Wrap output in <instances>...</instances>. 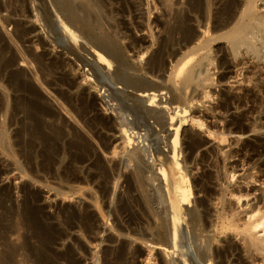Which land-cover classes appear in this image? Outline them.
<instances>
[{"label":"rangeland","instance_id":"obj_1","mask_svg":"<svg viewBox=\"0 0 264 264\" xmlns=\"http://www.w3.org/2000/svg\"><path fill=\"white\" fill-rule=\"evenodd\" d=\"M80 1L84 2V0H76L74 2V4L75 3L81 4L82 2H80ZM97 1L99 3V6L102 8L101 11L104 12V14H105L104 15L105 19L103 18L102 23H101L103 31H105V32L107 31L108 33L113 32L116 34V36H117L116 39H117L119 46L121 48H124L123 52L125 53L124 54L125 58L127 60H129L128 61L129 63H132L134 65L136 64L135 62L137 61L136 58L140 55L138 50L142 51L140 53H143V51H145L144 49L150 48L149 51H152L156 48V43H157L156 40L159 37H162L163 35H165L164 32L162 33V30H163L162 24L165 23V21H166V23L171 21V15H172L173 11L176 9V8L175 9L173 8V5L171 6L170 3H166V1H164V0H159L160 2L158 0H97ZM172 1H179L178 7L183 8L182 3H184L185 0H172ZM223 1H224V3H223ZM250 1L251 0H247V1L246 0H235L237 9L234 10V12L237 13L236 14L237 17H239V15L242 12H244V8L246 9L249 6V3H251ZM254 1H255L254 4L251 5L252 7H250L248 9V15H250V17L252 15L254 17H263V19H264V0H254ZM48 2H49V0H0V11H1L0 12V21H1L0 22V48L1 47L7 48L6 52H5V57H7V59L10 58L11 54H14V53L16 55V58L18 59V61L15 62V64H14L15 67L13 69H12V67H9L8 69L6 68L7 71L5 69H4L5 70L4 71L3 69L0 68V77H1L0 78L1 79L0 85H2L3 81H4L3 85L5 83L4 86L0 87V94L2 93V95H0V104H1V100H2V102H3L2 104H4V102H5L4 105H6V108H7L6 117L0 116V134H1L0 135V141H2V143H3V144L0 143V255L2 254V256H0V260L5 258L4 259L5 261L1 260V261H3V263L5 262L4 264L9 263L10 261H11L10 264H12L13 262H14L13 264H15V263L16 264H42V263L43 264H52V263L53 264H91V263L92 264H141V263L142 264H154V262H155V264H161L163 261L166 260L165 256H163V254L160 251L153 250V248H152L153 246H151L149 243H147L146 239L151 240V238H154L153 237V235H155L154 233L157 232V230H156V232H155V230H152V228L153 229H156V228H155V221L153 220V216H151V214H150L151 210H155V209L156 210L157 209L162 210L164 205L157 204L158 200L155 197H153L152 195H151V197H149L148 205L146 204V201L144 200L142 192H141V188L132 179L133 178L132 176L134 173L133 170H136V168H138V165H140V164H137L139 162H137V163L134 162V161H137L136 159H134V161H132L133 164L132 163L130 164L129 159L126 158V157H128V155H127L128 150L133 151V149L138 148V141L139 140L135 139L136 137L132 139L133 140L132 146L134 145V147H136V148H134V147L130 148V147H132L131 145L130 146L126 145V148H127L126 151L127 152L125 150H122L125 147V146H123V145H125V142H124L125 138H123L124 139L123 140L122 136L123 137H125V136L123 135V133L121 132L119 127H117V126H119V120H117L118 114H116L115 112L114 113L111 112L110 107L108 106L110 103H104L105 101L102 102L103 100H106V98H103V100H102L101 98L104 97V95H102V90H100L99 88H95V84H97L95 81L91 82L90 80H88L90 72L86 71L87 67L79 66L78 63L75 61V59H72V58H74L73 55H71L69 52H67L65 49H63L62 48L63 46L61 44L60 45L56 44V42H55L56 39L54 40L55 36L51 35V32L50 33L47 32V30L43 27L40 19L43 18L42 13L46 8L45 6L48 5L50 7V5H49L50 2L49 3ZM207 2H208L207 3L208 6L205 5V7L207 6L208 9L205 8L206 9L205 11L208 14V17H207L208 20L212 24L214 19H215L214 18L215 13L218 10L221 11L222 9H225L227 3L225 2V0H208ZM217 3H219V4H217ZM221 3H223L224 5ZM215 4L217 7L218 6H221V7L217 8L215 6ZM222 5H223V7H222ZM49 7H48V9L51 12V8H49ZM154 8H157V9H154ZM214 8H215V10H214ZM170 9H171V11H170ZM34 11H35V13H34ZM238 12H239V14H238ZM251 13H252V15H251ZM25 14H26V16H25ZM37 14H40V15L38 16ZM35 15H37V18H35L36 17ZM210 18H211V20H210ZM87 22H89V21H87ZM242 22H243V20L240 23H242ZM123 23L127 24V26L129 27V33L131 34V36H133L134 39L136 38L135 40L138 39L137 41H140V40L144 41L143 45L141 46L140 49H139L140 46L138 47L137 43L134 44L135 45V46H133L134 48L131 47L129 49H127V48L125 49V47H126L125 44L127 45V47L130 46L131 39H129V37L127 36V33L125 34V30H124V26H123L125 24H123ZM88 24L90 25V22ZM211 24L209 23V25H211ZM139 25H140V27H139ZM41 28L44 30H42ZM21 31H24V34ZM134 34H135V36H134ZM95 35H100V34L96 33ZM122 37H124V38H122ZM10 41H12V42H10ZM263 41H264V39H263ZM53 42H54V44H52ZM227 44L228 43L226 42V40L225 41L220 40V41L213 43L212 53L209 54L210 59L213 60L212 61L213 66L212 65L209 66L206 63V65L204 67V75L208 76L209 79L205 81V85H204V82H202V87H198L199 89H196L197 87L192 86V87H190V89L188 88L187 91H184V97H185L186 101L184 100L182 105H178L177 106L178 109L175 110V112L178 114L177 120H179V117L183 116V114H184L183 110L185 108V110L187 109L186 113L189 111V113H187V114L185 113L186 116L190 117V115H191V117L193 116L194 118L199 117L198 119H200V118L203 119V122L205 125L204 127H201V128L200 127H197V128L191 127L189 124L186 126L180 127V131H179L180 134H179V139H178L179 145L177 147V149H179L178 159L180 162V167H182L181 171H183V173L187 176L188 182H189L191 188L193 189L192 190L193 206L191 205L190 209L194 208V201L195 200H198V199L202 200L204 198L203 189H200V186H199V188H198V186H196L198 188V190H197V188L194 187V185H195L194 182H195V180L200 179L203 173H208L212 176V179L210 180L211 183L210 182L208 184L205 183V185H207L208 188H210L214 193H216L215 196L213 195L212 198L210 199L212 201H210V202L208 201L209 204L207 203L209 206H211L210 208H213V209H215V208L220 209L221 208V203H219L217 201V199L220 195L219 193H221L220 197H224L222 199L225 203V206H227V207L229 206L230 208H228V209H231L234 213L236 212L235 213L236 218H239L241 220L243 219V221H245L246 220L245 218H248V216H249L248 212L252 210L251 206L254 207L255 210L257 209V207L261 206V208H262L261 212L264 213V53H263L264 49H262V54H261L262 56L259 60L253 59V57L251 55H249V54L247 55L243 51H242V53H240V55H238V57L235 61L234 60L231 61L233 58L228 57V60L230 59V61L233 63H231L230 69L228 71H223L217 65H218V62L220 61V59L222 58L223 53L227 54L226 53L227 52L226 50L228 48ZM136 48H137V50H136ZM134 49L136 50V53H135ZM8 50H9V52H8ZM79 52H81V50H79ZM137 52H138V54H137ZM220 52H222V53H220ZM20 53H22V54H20ZM81 54L83 56L86 55L85 52H81ZM135 54L137 55V57ZM148 56H149V52H148V54H145L143 58H145V60H146V58ZM29 58H30V60H29ZM20 59H22V60H20ZM19 60H20V62H19ZM145 60L143 59L142 65H143ZM21 61H23V62H21ZM60 61L65 62L67 64V67L59 68L60 67L59 66ZM237 62H238V66L235 67L234 65H236ZM32 63H33V65H32ZM73 64H74V66H73ZM28 65H29V67H28ZM30 66H32L33 68ZM167 68L168 69H167L166 73L164 74L162 79H159V80H161L159 82L156 81L158 79L155 80L154 78H152L148 75L138 74V73H135L134 71H126V72H130V73H128V75L130 74L131 76L136 75L133 77H140L142 79L144 78L143 80H145V81L147 80L146 82L150 81V83L153 82V84L161 85L167 91H169V89H170L171 91L168 94H166V98H164L166 100H169L168 98H171L172 97L171 95H173L172 93H174L176 90H174L175 88L171 85L170 82H168V73L170 70L169 64H168ZM1 70H3V71H1ZM13 70L14 71L17 70L15 72L22 71L24 73L25 77H22L21 81L22 80H23L22 82L25 81V83H27V86L25 85L24 87H22V89L16 88L17 90L15 88H12L13 91L11 92L10 91L11 86L9 85V83H10V74L12 72L15 73ZM218 70H220V71H218ZM7 74H8V76H7ZM86 76H88L87 81H86ZM223 76H226L228 79L226 78L227 80L226 79L222 80ZM35 77H37V78H35ZM72 77H73V79H72ZM245 77H246V79H245ZM38 78L40 79V82L38 81ZM43 78H45L44 81H43ZM82 78H84V79H82ZM52 79L54 81H57V82H54ZM62 79L64 80V84H66V85H63ZM203 79H204V77H201L200 81ZM5 80H7V81H5ZM45 80H47V81H45ZM49 80L53 81V82H50L51 83L50 84ZM44 82L49 83L51 85V86L49 85L51 88L48 85H47V87L49 89L45 85L42 86L41 84ZM68 82H71V83L68 84ZM161 82H163V83H161ZM257 82H258V84H257ZM7 84L10 87H8ZM28 84H30V85H28ZM75 84H78V86H75ZM44 86L46 87V89ZM27 87L29 88V90ZM7 88L9 89L8 90L9 92L7 91ZM52 88H54V89H52ZM77 88L81 89V90L78 89L79 92H82V93H84V92L88 93L89 92L88 93L89 94L88 99L90 101H93L96 104L97 110L95 112H97L96 114L99 115V116L97 115L98 121L103 122V124L105 122L107 124H109V126L112 128L111 130H108V128L107 129L103 128L102 126H98L97 129L94 127L95 128L94 130H89L90 128L79 124V122L77 123L76 117H73L74 116L73 109H74V106L77 105V103L75 104V102L71 101L70 103L68 102L69 104H67L66 98L63 97V94H68V92H69L70 96L73 97L74 95H76ZM47 90H49V91L47 92ZM75 90H76V92H75ZM71 91H73V92L71 93ZM49 92H51V93H49ZM45 93H47V94H45ZM185 93H186V95H185ZM208 93H209V95H208ZM248 93H252V94L254 93V94L258 95L257 96L258 98H256V100H254V102H253V100H247V99L243 98L241 100L242 102L241 101L238 103L235 102L234 104L231 103L230 106L228 107V109H226L227 111L222 110L221 106L224 103V100L226 97H228V96H230V97H235V96L242 97L243 94H248ZM51 94H53V95H51ZM72 94H74V95H72ZM5 96L7 97V99L5 98ZM33 96L39 97V98L43 97L44 99L41 98V101H43V100L45 101V99H46V100H49L50 102H52V104L54 102L53 105H56L57 109L59 110V114H60L59 116L60 117L54 116L55 118H53V116H52V118H51L48 116L51 119H45L47 117H43V121L46 120V122L43 125L44 126L43 129H41L42 136H47V135H48V137L50 136L51 138L49 141L44 140V139L42 140V137L40 135H38L37 132H34V130L32 128L31 119L27 115H25L27 112L25 109L14 108L20 99H24L26 97L27 98H33ZM2 98H4V101ZM14 99H16L17 102H15ZM64 99H65V102H64ZM60 101H61V103H60ZM58 104L60 106H58ZM62 105H65L64 107L65 108L68 107V108L65 110V108H63ZM12 109H15V111ZM60 109L62 110V112ZM51 111H53L52 114L54 112H55L54 114L57 113V111H55L54 108ZM68 111H69V113H68ZM71 111H72V113H71ZM11 112H13V114L15 113L16 115L14 114L15 116H13L11 114ZM63 112H64V114H63ZM65 112H67V113H65ZM70 113L73 114V116ZM88 113L89 112L86 113L87 118H91L93 116L92 114H94V113H89V114ZM179 113H180V115H179ZM0 115H2V114L0 113ZM11 115H12L13 119L11 118ZM56 118L57 119L59 118V119L56 120ZM60 118H62V119L60 120ZM87 118H85L84 120H86ZM148 121H151L148 124H150V127H152L153 132L141 131L144 129L143 127L140 130L136 129V132L140 131V133L146 132L148 134L147 135L148 141H146V143L148 142L147 143L148 147H149L148 152H151V153H148L150 156L149 158H151L154 155L155 159L157 160V164L159 165L161 162L163 164H166V168H167L168 172H170L168 169V165H167V158H166L167 154L163 150L164 147H162L164 141L168 140L169 137L167 139V136L165 135V133L158 131L159 127H157L156 124L153 123V120H148ZM237 121L241 122V125H242L241 130L244 128L243 131H239L237 129V126H236ZM75 122H76V124H75ZM46 123H47L48 127L45 126ZM177 124L179 125V122ZM53 125H54V127H53ZM234 125H235V127H234ZM28 127H30V128H28ZM206 127L208 129H211V130L213 129L212 131L223 132L224 135H226L225 138H227L226 139L227 141H225L226 143L219 145L217 141H213V139H212L213 137L208 135V133H207L208 131H206L207 130ZM221 127H223V128H221ZM252 127H254V128L252 129ZM31 128H32V131H31ZM57 128H58V132H57ZM165 129L169 130L168 123H167ZM219 129H221V130H219ZM230 129L233 130V132ZM51 130H56V131L53 132ZM60 130H61V133H60ZM95 130H96V133L94 132L95 133L94 134L93 131H95ZM1 132H3V133H1ZM108 132H109V134H108ZM56 133H57V135H56ZM76 133L79 135L84 134L83 135L85 137L84 140H86L85 142L88 141V144L90 147L88 153H85L87 156L84 154L86 157H85V161L83 164L78 163V157L80 156V154H78L80 151V150H78L79 149L78 145L82 142L80 140H78V137H77L78 135ZM155 133H156V135H155ZM31 134H32V136H31ZM150 134H151V136H153V138L150 136V139H149ZM93 135H95V136H93ZM157 135L159 136V138H161V140L158 138ZM192 135H193V137H195V139L197 138V140H200V142H202L201 143L202 145H201V147H199V149L194 150L192 152V154H190V151L186 147H187V144L189 142V138ZM56 136H58V137H56ZM83 136H81V138ZM53 137H54V139H53ZM164 137H165V139H164ZM240 137H241V139H240ZM57 138L59 139V141L57 140ZM115 138H116V141H115ZM157 138L159 139V141L157 140ZM199 138H201V139H199ZM2 139H4V140H2ZM55 139H56V141H55ZM109 139H111L113 142L110 140L111 145L108 146L106 148L107 149L106 150L103 146L105 145V141L107 142ZM51 140H52V142H51ZM77 140L79 142H76ZM27 141H30L29 143H31V144H28V145H30V147H27ZM42 141L43 142L46 141L48 143L45 142L43 145ZM4 142H5V144H4ZM153 142H155V143H153ZM159 142H161V143H159ZM36 143H38V144H36ZM51 143H53V144L50 145ZM158 143L161 145H159ZM180 143H182V144H180ZM207 143H208V145L206 146ZM14 144H15V146H14ZM41 144H42V146H41ZM135 144H137V145H135ZM2 145H4V146H2ZM32 145H33V147H32ZM47 145H48V147H47ZM13 146H14V148H13ZM54 146L56 148H54ZM113 146L114 147L118 146L116 149V152H119L118 154L115 155L114 158H112L111 157L112 155H110L112 153L111 151H113L112 150ZM150 147L152 148V151H151ZM27 148H29V149H27ZM57 148H59V149H57ZM208 148H210V150H212L213 152H211L212 154L209 152L206 153L207 155H206L205 159L203 160V158L200 155L205 153ZM52 149L54 151H52ZM120 149L122 151H124L125 154H123ZM33 150L37 154L32 153ZM12 151H14V153ZM153 151H155V152H153ZM157 151H159V153ZM162 151H163V153H162ZM48 152L50 154H48ZM18 153L20 154V156ZM32 154H34V156ZM40 154H41V156H40ZM45 154H46V156H45ZM52 154H53V156H52ZM108 154L110 155V157L108 156ZM22 155H23V157H22ZM36 155L38 156L37 157L38 159L36 158ZM17 156H18V158H17ZM190 156H192V158L189 159L188 157H190ZM19 157L20 158L22 157V160ZM33 157H35L36 159ZM28 158L30 159V161H27ZM46 158H48V159H46ZM108 159H109V162L107 161ZM111 159H113V163H112ZM191 159H193V160H191ZM201 159L203 162L201 161ZM40 160H42V161H40ZM110 161H111V163H110ZM220 161H223L225 164L223 162H220ZM26 162H29V163L31 162V163L29 165V163H26ZM45 162H47V163H45ZM116 162L117 163L120 162V163H118L119 165H117ZM146 162L148 163V166H149L150 165L149 162L148 161H146ZM207 162H208V164H207ZM114 163L119 168L118 167L116 168L115 173L112 170L113 175L110 173L111 177L105 178L103 176V172L105 170L109 171V170L113 169L111 167L114 166ZM128 163H129V165H128ZM214 163H216V164L218 163V164L216 165ZM50 164H51V166H50ZM92 164H94V165L92 166ZM134 164L136 165V167ZM18 165H19V167H18ZM77 165H79V166H77ZM81 165H83V166H81ZM186 165H187V167H186ZM189 165H190V167H188ZM216 166H218V167L216 168ZM80 167L83 170L80 169ZM93 168H94V170H93ZM155 168H157V167H155ZM63 170H64V172H63ZM116 171L119 174H123L121 179L119 177H116V176H118V175H116ZM2 172L5 174H3ZM175 172H172L171 175L169 173V176L173 179L179 175L177 173L178 171H175ZM101 173H102V176H101ZM217 173H218V176H217ZM221 175H223V176H221ZM231 175H234V178ZM123 176L124 177L126 176L125 178L128 177L129 179L127 178V180L125 179V181H124ZM213 176H216V177H214V178H216L215 180H214ZM230 176H231V178H230ZM78 178H80V179H78ZM112 178L114 181L112 180ZM117 178H118V180H117ZM232 178H233V180H232ZM63 179L64 180L67 179L68 182L64 181ZM80 180H82V181H80ZM104 180H105V182H104ZM216 180L218 182H216ZM78 181H79V183H78ZM106 181H107V183H106ZM65 182L67 185L65 184ZM76 182H77V184H76ZM110 182H111V184H110ZM203 183H204V181H203ZM167 184L169 186H171V182H169V180H168ZM209 184H211V185H209ZM163 185H164V183L162 182V187H163ZM67 187H69V188H67ZM108 187H109V189H108ZM199 189L202 191H200ZM162 190L164 191V193H166L165 186H164V189L162 188ZM162 190H161V193L163 194ZM230 192L234 194V197H232L233 195ZM238 194H239V196L240 195L243 196L242 199L240 200V204H238L239 202H237V200H236L237 198L235 199V195L237 197ZM110 195H112V196H110ZM247 195H248V197H247ZM164 196H166V194ZM103 198H104V200H103ZM153 198L157 201H154ZM93 202H94V204H93ZM144 203H145V205H144ZM246 203H248V206L246 205ZM262 204H263V206H262ZM147 206L150 207L149 208L150 212L148 211ZM214 206H216V207H214ZM85 210H86V213H85ZM199 211L201 212V209H199ZM247 213H248V215H247ZM213 215L214 214H211V217L209 220H215ZM36 216H37V218L35 219ZM75 216H76V218H75ZM146 216H148L149 218ZM81 218H83V219H81ZM24 219H26V220H24ZM151 219H152V221H151ZM42 220H43V222H41ZM38 221H40V222H38ZM35 223L38 225L36 226ZM41 223H43V224H41ZM147 223H148V225H147ZM17 224H19V225H17ZM46 229H48V230H46ZM86 229H87V231H86ZM185 230H187L186 227L184 228V231ZM9 231H10V233H9ZM150 232H151V234H150ZM38 233H39V235H38ZM63 233H64V235H63ZM185 233L187 234L188 238H192L191 236H194L193 233L188 234L189 233L188 230L185 231ZM196 234H198V233H196ZM207 235H209V236L206 237ZM261 235H262V233L258 234V236H261ZM144 236H146V237H144ZM202 236H204L206 238H209V237L212 238L214 236V229L212 227L210 228V226H209L206 229V233L204 232ZM229 236H228V239L232 240V242L234 243V248H235L234 253L235 252L236 253H235V256L233 255V256H231V258L229 257V260L227 261L228 264H232L234 262H235V264H237V263L238 264H243V263L244 264H251L250 262H252V264H261V262H262L261 261L262 260L261 254H260V256H258L257 253H255V252L251 253L250 252V253H247V256H246V253L243 252L244 251V249L242 247L243 245L239 240L240 237L238 236L236 238V236L234 234H229ZM194 237L192 238V240L195 241L194 244H196V246L200 245V247H203V244H202V242H203L202 238L203 237L202 238L199 237V239L198 238L195 239ZM144 238H146V239H144ZM135 241H136V243H135ZM221 241H223L222 238L215 237L211 241L212 245L210 247L212 249L219 248ZM15 247H16V249H15ZM238 247H239V249H238ZM191 248H190V251L194 249V247H191ZM236 248H237L238 252H237ZM6 250H8V251H6ZM11 250L12 251L15 250V251L12 252ZM190 251H189V253H187V255L188 256L191 255L192 257H194V254L191 253L193 251H191V252ZM4 252H5V254H4ZM15 252H17V253H15ZM11 254H13L12 258H16V259L12 260V258H11V260H9V256ZM240 254H241V256H240ZM16 255L17 256L19 255V256L17 257ZM236 255L238 258L236 257ZM57 256H58V258H57ZM252 256H254L256 261H252V260H254V258H252ZM55 257L57 259H55ZM43 258H45V259L43 260ZM236 258L239 260H237ZM32 259H34V260H32ZM51 259H52V261H51ZM20 260L22 261V263ZM1 261H0V264H2ZM262 264H264V260H263Z\"/></svg>","mask_w":264,"mask_h":264},{"label":"bare ground","instance_id":"obj_2","mask_svg":"<svg viewBox=\"0 0 264 264\" xmlns=\"http://www.w3.org/2000/svg\"><path fill=\"white\" fill-rule=\"evenodd\" d=\"M76 1V0H75ZM74 0H49V5H46L45 10L43 11L42 15L43 18L40 19L43 27L47 30V32H51V35H54L56 39V44L62 45L63 49H65L67 52H69L71 55H73L75 61L78 63L79 66L87 67L86 71L90 72L89 79L91 82L95 81L97 84H95V88H99L102 90V95L104 97H100L102 100L103 98H106V100H103L102 102L104 103H110L108 106L110 107L111 112H115L118 114V119L119 120V129L123 133L125 137L122 136V139L125 138V146L122 150L126 151V145L127 146H132L133 144V138L138 139V148L134 147V145L130 148H136L133 149V151L127 152V155L129 159L130 164L134 159L137 161L134 162H139L137 164L138 168L136 170H133V180L136 182L137 185L141 188V192L143 195L144 200L146 201V204L148 205L149 202V197L151 195L155 197L158 200L159 205H164L162 210H149L150 207H148V211L150 212L151 216H153V220L155 221V228L152 230H157L155 235H153L154 238H151V240H147V243H149L151 246H153V250L160 251L163 256H165V261H163L161 264H228L227 261L229 260V257L235 256V248H234V243L232 240L228 239L229 234H234L236 238L239 236V240L242 243V247L244 249V253H252L255 252L257 253L258 256L261 254V261L263 262L264 260V213L261 212L262 208L257 207L255 210L254 207L251 206L252 210L247 211L249 213L248 218H245L246 220L243 221V219L236 218L235 213L231 210L228 209L230 208L229 206H225V203L222 198L220 197L221 193H219V197L217 201L221 203V208L220 209H213L210 208L209 202L212 201L210 200L212 196L216 193H214L210 188L207 187L206 184L210 182L212 179V176L208 173H203L201 178L198 180H195L194 182V187L200 186V189H203L204 192V198L202 200H195L194 201V208H191V205L193 206V201H192V188L188 182L187 176L181 171L180 167V162L178 159L179 155V149H177L179 145V134H180V127L190 125L191 127H204V122L203 119H198V118H193L188 117L185 115L186 110L184 108L183 116L178 118V114L175 112L176 109H178V105H182V103L185 100L184 97V91H187V89L192 86L197 87L196 89H199L198 87H202V82L208 80V76L204 75V67L207 63V65H212V59H210L209 54L212 53V46L213 43L223 40L228 43V48H227V54L223 53L222 58L218 62V67L222 69L223 71H228L230 69L231 61H235L242 53V51L245 54H249L253 57V59L259 60L261 58L262 54V49H264V19L263 17H254L251 13L248 15V9L252 7L251 5L254 4V0H251L249 3V6L245 9L244 12H242L239 17H237V13L234 12V10L237 9L235 0H225L226 8L222 9L221 11H217L214 16V21L211 24V22L208 20V14L205 11L207 8V1L208 0H185L184 3H182L183 8L178 7V2L179 1H170V0H164L166 3H170L171 6L173 5V8L175 9L171 15V21L162 24V33L164 32L165 35L162 37H159L156 41V48L152 51H149V49H144L143 53H140L142 51H139V56L137 57L136 55V64L129 63L125 56H124V48H121L117 42V36L115 33L111 32L108 33L107 31H103L102 29V20L104 18V12L101 11V7L99 6V3L97 0H84L81 4H77ZM159 1V0H158ZM247 1V0H246ZM41 2V1H40ZM44 2V1H43ZM79 2V3H80ZM146 2V1H145ZM160 2V1H159ZM18 3V2H17ZM47 3V4H48ZM155 3V2H154ZM224 3V1H223ZM221 3V4H223ZM41 4V3H40ZM219 4V3H217ZM27 5V4H26ZM42 5V4H41ZM139 5V4H138ZM155 5V4H154ZM181 5V4H180ZM179 5V6H180ZM205 5H207L205 7ZM224 5V4H223ZM222 5V7H223ZM51 8V12L48 9V7ZM103 6V5H102ZM149 6V5H148ZM167 6V5H166ZM176 6V7H175ZM216 6V4H215ZM240 6V5H239ZM26 7V6H25ZM154 7V6H153ZM157 7V6H156ZM217 7V6H216ZM221 7V6H218ZM217 7V8H218ZM35 8V7H34ZM37 8V7H36ZM149 8V7H148ZM212 8V7H211ZM22 9V8H21ZM157 9V8H154ZM153 9V10H154ZM208 9V8H207ZM240 9V8H239ZM242 9V8H241ZM35 10V9H34ZM38 10V9H37ZM109 10V9H108ZM215 10V8H214ZM40 11V10H39ZM38 11V12H39ZM169 11V10H168ZM171 11V9H170ZM1 12V11H0ZM26 12V11H25ZM37 12V13H38ZM110 12V11H109ZM163 12V11H162ZM19 13V12H18ZM23 13V12H22ZM28 13V12H27ZM35 13V11H34ZM106 13V12H105ZM113 13V12H112ZM171 13V12H170ZM139 14V13H138ZM239 14V12H238ZM250 14V13H249ZM38 16L40 14H37ZM37 15H35L37 18ZM210 15V14H209ZM256 15V14H255ZM26 16V14H25ZM170 16V15H169ZM258 16V15H257ZM138 17V16H137ZM170 18V17H169ZM168 18V19H169ZM105 19V18H104ZM111 19V18H110ZM117 19V18H116ZM164 19V18H163ZM39 20V21H40ZM162 20V19H161ZM208 20V21H207ZM211 20V18H210ZM243 20L242 23H240ZM43 21V22H42ZM90 22V25L88 24ZM169 21V20H168ZM1 22V21H0ZM105 22V21H104ZM109 22V21H108ZM111 22V21H110ZM134 22V21H133ZM144 22V21H143ZM211 25H209V23ZM107 23V22H106ZM112 23V22H111ZM110 23V24H111ZM125 34L127 33V36L129 39H131L130 46L127 47L125 44V49H129L133 46L134 44L137 43L139 49L143 45V40L137 41L131 36L129 33V27L127 26L126 23H123ZM131 24V23H130ZM143 24V23H142ZM146 24V23H145ZM3 25V24H2ZM5 25V24H4ZM14 25V24H13ZM19 27V26H18ZM140 27V25H139ZM107 28V27H106ZM122 28V27H121ZM148 28V27H147ZM161 28V29H162ZM42 29V28H41ZM155 29V28H154ZM17 30V29H16ZM44 30V29H42ZM142 30V29H141ZM120 31V30H119ZM20 32V31H19ZM24 34V31H21ZM45 32V31H44ZM110 32V31H109ZM46 33V32H45ZM57 33V34H56ZM96 33H99L100 35H95ZM122 33V32H121ZM132 33V32H131ZM22 34V33H21ZM161 35V34H160ZM263 35V36H262ZM49 36V35H48ZM135 36V34H134ZM151 36V35H150ZM19 37V36H18ZM47 37V36H46ZM45 37V38H46ZM124 38V37H122ZM10 39V38H9ZM8 39V40H9ZM28 39V38H27ZM30 39V38H29ZM50 39V38H49ZM154 39V38H153ZM13 41V40H12ZM10 41V42H12ZM21 41V40H20ZM31 41V40H30ZM49 42V41H48ZM123 42V41H122ZM153 42V41H152ZM51 43V42H50ZM124 43V42H123ZM126 43V42H125ZM54 44V42L52 43ZM4 45V44H3ZM31 45V44H30ZM136 45V46H137ZM55 48V47H54ZM134 48V47H133ZM132 48V49H133ZM7 48L1 47L0 48V68L1 69H8L9 67H12V69L15 67L14 64L18 59L16 58L15 53L11 54L10 58L7 59L5 57V52ZM27 50V49H26ZM51 50V49H50ZM85 52V56L81 54V52ZM135 50V49H134ZM137 50V48H136ZM135 50V53H136ZM53 51V50H52ZM9 52V50H8ZM49 52V51H48ZM137 52V54H138ZM149 56L146 58H143L145 54H148ZM223 52V51H222ZM220 52V53H222ZM217 53V52H216ZM264 53V52H263ZM19 54V53H18ZM22 54V53H20ZM10 55V54H9ZM69 55V54H68ZM244 55V54H243ZM26 56V55H25ZM30 56V55H29ZM219 56V55H218ZM33 57V56H32ZM72 57V56H71ZM228 57H232L233 59L230 61L228 60ZM133 58V57H132ZM24 59V58H23ZM36 59V58H35ZM34 59V60H35ZM71 59V60H72ZM143 59L145 60L143 65ZM214 59V58H213ZM263 59V58H262ZM22 60V59H20ZM19 60V62H20ZM27 60V59H26ZM30 60V58H29ZM43 60V59H42ZM51 61V60H50ZM23 62V61H21ZM28 62V61H27ZM71 62V61H70ZM75 62V63H76ZM138 62V63H137ZM29 63V62H28ZM45 63V62H44ZM236 63V62H235ZM59 68L67 67V64L65 62L60 61L59 62ZM170 66V70L168 73V82L171 83V85L175 88L176 90L173 95H171V98H168L169 100H166V94H168L171 90L167 91L164 89L161 85H156L149 82H146L140 77H133L136 75L130 76L126 71H134L135 73L138 74H143V75H148L152 78H154L156 81H161L159 79H162L164 74L167 71V66ZM240 64V63H239ZM19 65V64H18ZM33 65V63H32ZM46 65V64H45ZM74 66V64H73ZM213 66V65H212ZM235 67L238 66V62ZM233 66V67H234ZM251 66V65H250ZM22 67V66H21ZM24 67V66H23ZM29 67V65H28ZM32 67V66H30ZM234 67V68H235ZM20 68V67H19ZM27 68V67H26ZM33 68V67H32ZM55 68V67H54ZM58 68V69H59ZM217 68V67H216ZM232 68V67H231ZM22 69V68H21ZM219 69V68H218ZM237 69V68H236ZM251 69V68H250ZM1 70V71H3ZM4 70V71H5ZM10 70V69H9ZM50 70V69H49ZM60 70V69H59ZM62 70V69H61ZM64 70V69H63ZM240 70V69H239ZM7 71V70H6ZM14 71V70H13ZM17 71V70H15ZM14 71V72H15ZM85 71V70H84ZM208 71V70H207ZM220 71V70H218ZM46 72V71H45ZM44 72V73H45ZM67 72V71H66ZM10 73V72H9ZM37 73V72H36ZM35 73V74H36ZM132 73V72H131ZM210 73V72H209ZM51 74V73H50ZM61 74V73H60ZM86 74V73H85ZM56 75V74H55ZM88 75V74H87ZM209 75V74H208ZM211 75V74H210ZM241 75V74H240ZM253 75V74H252ZM8 76V74H7ZM84 76V75H83ZM229 76V75H228ZM22 77H25L24 73L22 71H18L15 73L10 74V83L9 85L11 86L10 91L12 92V88H19L22 89L25 85L27 86V83L22 82L21 79ZM60 77V76H59ZM86 76V81H87ZM91 77V78H90ZM204 77L203 80L200 81V78ZM222 77V76H221ZM247 77V76H246ZM245 77V79H246ZM1 78V77H0ZM37 78V77H35ZM42 78V77H41ZM64 78V77H63ZM220 78V77H219ZM226 76H223L222 80L226 79ZM230 78V77H229ZM45 78H43L44 81ZM73 79V77H72ZM84 79V78H82ZM151 79V78H150ZM153 79V80H154ZM221 79V78H220ZM228 79V78H227ZM226 79V80H227ZM1 80V79H0ZM3 80V79H2ZM53 80V79H52ZM57 80V79H56ZM60 80V79H59ZM63 80V79H62ZM61 80V81H62ZM66 80V79H65ZM68 80V79H67ZM7 81V80H5ZM28 81V80H27ZM26 81V82H27ZM35 81V80H34ZM38 81L40 82V79L38 78ZM47 81V80H45ZM54 81V80H53ZM49 80L50 82H53ZM155 81V82H156ZM211 81V80H210ZM213 81V80H212ZM246 81V80H245ZM4 82V81H3ZM2 82V85L0 87L4 86ZM57 82V81H54ZM59 82V81H58ZM83 82V81H82ZM89 82V81H88ZM236 82V81H235ZM49 83H42L41 85H47L49 86ZM71 82H68V84ZM163 83V82H161ZM240 83V82H239ZM59 84V83H58ZM62 84V83H61ZM73 84V83H72ZM79 84V83H78ZM78 84H75V86H78ZM81 84V83H80ZM89 84V83H88ZM160 84V83H159ZM258 84V82H257ZM30 85V84H28ZM33 85V84H32ZM37 85V84H36ZM63 85L64 80H63ZM62 85V86H63ZM203 85V86H204ZM8 86V84H7ZM8 86V87H10ZM44 86V87H45ZM51 86V85H50ZM49 86V87H50ZM59 86V85H58ZM69 86V85H68ZM67 86V87H68ZM71 86V85H70ZM74 86V85H73ZM80 86V85H79ZM82 86V85H81ZM6 87V86H5ZM31 87V86H30ZM45 87V89H46ZM55 87V86H54ZM66 87V86H65ZM168 87V86H167ZM205 87V86H204ZM26 88V87H25ZM28 88V87H27ZM48 88V87H47ZM51 88V87H50ZM75 88V87H74ZM94 88V87H93ZM172 88V87H171ZM253 88V87H252ZM24 89V88H23ZM49 89V88H48ZM54 89V88H52ZM66 89V88H65ZM69 89V88H68ZM67 89V90H68ZM76 89V88H75ZM77 88L76 95L73 97L70 96L69 92L68 94H63V97L66 98L67 104H69L71 101L77 103V105L74 106L73 109V114L71 111V115L73 117H76L77 123L84 125L85 127L90 128L89 130H94L95 128L97 129L98 126H102L103 128H108V130H111L112 128L109 126V124H106L103 122L98 121L97 119V112H95L96 109V104L93 101H90L88 99L89 92L87 93H82L79 92ZM90 89V88H89ZM195 89V88H194ZM193 89V90H194ZM204 89V88H203ZM9 89L7 88V91ZM17 90V89H16ZM15 90V91H16ZM27 90V89H26ZM29 90V88H28ZM31 90V89H30ZM81 90V89H80ZM83 90V89H82ZM95 90V89H94ZM201 90V89H200ZM258 90V89H257ZM20 91V90H19ZM23 91V90H22ZM32 91V90H31ZM49 90H47L48 92ZM74 91V90H73ZM71 91V93L73 92ZM206 91V90H205ZM237 91V90H236ZM261 91V90H260ZM9 92V91H8ZM26 92V91H25ZM29 92V91H28ZM56 92V91H55ZM62 92V91H61ZM196 92V91H195ZM241 92V91H240ZM37 93V92H36ZM51 93V92H49ZM59 93V92H58ZM67 93V92H66ZM204 93V92H203ZM14 94V93H13ZM29 94V93H28ZM47 94V93H45ZM171 94V93H170ZM193 94V93H192ZM201 94V93H200ZM205 94V93H204ZM235 94V93H234ZM241 94V93H240ZM2 95V93L0 94ZM35 95V94H34ZM53 95V94H51ZM186 95V93H185ZM195 95V94H194ZM199 95V94H198ZM209 95V93H208ZM38 96V95H37ZM40 96V95H39ZM45 96V95H44ZM168 96V95H167ZM191 96V95H190ZM189 96V97H190ZM200 96V95H199ZM225 96V95H224ZM227 96V95H226ZM258 95L248 93V94H243L242 97H226L224 100V103L222 104V110L228 109L231 103L235 102H240L243 98L247 100H256ZM55 97V96H54ZM59 97V96H58ZM197 97V96H196ZM202 97V96H201ZM7 99V97L5 96ZM43 98V97H41ZM41 98L39 97H34L33 98H24L20 99L17 105L14 107L16 109L22 108L25 109L26 114L32 122V128L34 132H37L38 135L42 137V140H50V136H42V131L43 125L45 124L46 120L45 119H51L52 116H59V110L57 109L56 105H53L52 102L49 100L41 101ZM47 98V97H46ZM210 98V97H209ZM4 101V98H2ZM19 99V98H18ZM58 99V98H57ZM62 99V98H61ZM206 99V98H205ZM15 102L16 99H14ZM63 101V100H62ZM186 101V100H185ZM192 101V100H191ZM195 101V100H194ZM200 101V100H199ZM65 102V99H64ZM69 102V103H68ZM242 102V101H241ZM252 102V103H253ZM0 104V113L3 117H6L7 115V108L5 102L4 104ZM61 103V101H60ZM59 103V104H60ZM189 103V102H188ZM57 104V103H56ZM58 104V106H60ZM102 104V103H101ZM196 104V103H195ZM100 105V104H99ZM185 105V104H184ZM183 105V106H184ZM193 105V104H192ZM63 108H65V105H62ZM102 106V105H101ZM105 106V105H104ZM236 106V105H235ZM238 106V105H237ZM13 107V106H12ZM72 107V106H71ZM220 107V106H219ZM55 109L57 111L56 114H52L53 111L52 109ZM68 108V107H67ZM65 108V110L67 109ZM107 108V107H106ZM105 108V109H106ZM182 108V107H181ZM187 108V107H186ZM15 111V109H12ZM61 110V109H60ZM64 110V109H63ZM182 110V109H181ZM19 111V110H18ZM107 111V110H106ZM117 111V112H116ZM178 111V110H177ZM191 111V110H190ZM227 111V110H226ZM24 112V111H23ZM62 112V110H61ZM94 113L92 114L91 118L86 117V113ZM221 112V111H220ZM67 113V112H65ZM69 113V111H68ZM88 113V114H89ZM189 113V111L187 112ZM186 113V114H187ZM13 116V112H11ZM64 114V112H63ZM115 114V115H116ZM191 114V113H190ZM11 115V118H12ZM68 115V114H67ZM180 115V113H179ZM51 118H49V117ZM99 116V115H98ZM43 117L45 118L43 121ZM60 117V116H59ZM87 118L86 120H84ZM3 119V118H2ZM13 119V118H12ZM59 119V118H58ZM56 118V120H58ZM62 118H60L61 120ZM74 119V118H73ZM148 120H153V123L156 124L157 127H159L158 131L165 133L167 136L168 140H165L163 143L164 147V152L167 154V165L168 169L170 172H168L166 168V164H163L162 162L158 165L157 160L155 159V156L153 155L151 158H149V154L151 152H148V141L147 138V133L143 132L140 133L136 132V129L140 130L142 127L144 128L141 131H147V132H153L152 127H150V124H148L151 121ZM232 120V119H231ZM48 121V120H47ZM30 122V121H29ZM30 122V123H31ZM68 122V121H67ZM179 122V125L177 124ZM59 123V122H58ZM152 123V124H153ZM169 125V130L165 129L166 125ZM62 124V123H61ZM76 124V122H75ZM51 125V124H50ZM30 126V125H29ZM47 126V123L46 125ZM110 128H109V127ZM237 129L239 131H243L244 128L241 130L242 125L241 122L237 121L236 122ZM48 127V126H47ZM50 127V126H49ZM54 127V125H53ZM58 127V126H57ZM62 127V126H61ZM93 127V128H92ZM95 127V128H94ZM229 127V126H228ZM235 127V125H234ZM251 127V126H250ZM30 128V127H28ZM31 128V131H32ZM60 128V127H59ZM92 128V129H91ZM223 128V127H221ZM254 127H252L253 129ZM54 129V128H53ZM68 129V128H67ZM75 129V128H74ZM191 129V128H190ZM206 131H208V135L212 136L213 141H217L219 145L226 143L227 141L225 138L226 135H224L223 132L221 131H212L211 129H208L206 127ZM261 129V128H260ZM216 130V129H215ZM221 130V129H219ZM231 130V129H230ZM247 130V129H246ZM55 132L56 130H51ZM63 131V130H62ZM233 132V130H231ZM238 131V132H239ZM255 131V130H254ZM28 132V131H27ZM58 132V128H57ZM96 133V130L93 131V133ZM192 132V131H191ZM3 133V132H1ZM61 133V130H60ZM74 133V132H73ZM78 133V132H77ZM76 133V134H77ZM94 133V134H95ZM117 133V132H116ZM157 133V132H156ZM155 133V135H156ZM173 133V134H172ZM235 133V132H234ZM36 134V133H35ZM36 134V135H37ZM52 134V133H51ZM64 134V133H63ZM75 134V135H76ZM109 134V132H108ZM114 134V133H113ZM187 134V133H186ZM200 134V133H199ZM246 134V133H245ZM244 134V135H245ZM1 135V134H0ZM34 135V134H33ZM37 135V136H38ZM46 135V134H45ZM57 135V133H56ZM62 135V134H61ZM78 140H80L82 143H78V150L80 156L78 157V163L83 164L85 161V157L87 156L85 153H88L90 147L88 144V141L85 142L86 140L85 137L81 134H77ZM100 135V134H99ZM162 135V134H161ZM160 135V136H161ZM164 135V136H165ZM228 135V134H227ZM236 135V134H235ZM15 136V135H14ZM32 136V134H31ZM63 136V135H62ZM72 136V135H71ZM81 136H83L81 138ZM95 136V135H93ZM151 134L149 135L150 139ZM158 136V135H157ZM156 136V137H157ZM165 136V137H166ZM238 136V135H237ZM241 136V135H240ZM2 137V136H1ZM35 137V136H34ZM39 137V136H38ZM55 137V136H54ZM53 137V139H54ZM58 137V136H56ZM75 137V136H74ZM153 138V136H151ZM155 137V136H154ZM164 137V139H165ZM37 138V137H36ZM40 138V137H39ZM159 138V136H158ZM161 140V138H159ZM188 138V137H187ZM186 138V139H187ZM5 139V138H4ZM2 139V140H4ZM35 139V138H34ZM102 139V138H101ZM112 139V138H111ZM109 139L107 142L105 141V145L103 146L105 149L111 145V142ZM163 139V140H164ZM201 139V138H199ZM207 139V138H206ZM241 139V137H240ZM6 140V139H5ZM59 141V139L57 138ZM72 140V139H71ZM76 142H79V141ZM124 140V139H123ZM210 140V139H209ZM234 140V139H233ZM36 141V140H35ZM34 141V142H35ZM54 141V140H53ZM56 141V139H55ZM112 141V140H111ZM116 141V138H115ZM206 141V140H205ZM30 141H27V147H30L31 144L29 143ZM43 142V141H42ZM46 142V141H45ZM43 142V145L44 143ZM52 142V140H51ZM113 142V141H112ZM212 142V141H211ZM2 143V141H0ZM40 143V142H39ZM48 143V142H46ZM69 143V142H68ZM115 143V142H114ZM155 143V142H153ZM161 143V142H159ZM158 143V144H159ZM202 142L200 140L195 139L193 135L189 138V142L187 144L188 150L190 151V154L196 149H199L201 147ZM3 144V143H2ZM5 144V142H4ZM38 144V143H36ZM51 143L50 145H52ZM99 144V143H98ZM121 144V143H120ZM182 144V143H180ZM40 145V144H39ZM137 145V144H135ZM141 145V146H140ZM152 145V144H151ZM154 145V144H153ZM161 145V144H159ZM184 145V144H183ZM208 143L206 144V146ZM230 145V144H229ZM4 146V145H2ZM15 146V144H14ZM13 146V148H14ZM22 146V145H21ZM42 146V144H41ZM57 146V145H56ZM76 146V145H75ZM140 146V147H139ZM33 147V145H32ZM44 147V146H43ZM48 147V145H47ZM112 147V146H111ZM118 146L112 148L113 151H111L109 154L112 155L111 157L114 158L116 154L119 152H116ZM120 147V146H119ZM161 147V146H160ZM161 147V148H162ZM203 147V146H202ZM35 148V147H34ZM50 148V147H49ZM52 148V147H51ZM54 148H56L54 146ZM103 148V149H104ZM22 149V148H21ZM29 149V148H27ZM32 149V148H31ZM43 149V148H42ZM59 149V148H57ZM109 149V148H108ZM119 149V148H118ZM120 149V150H121ZM151 151L152 148L150 147ZM149 149V150H150ZM181 149V148H180ZM13 150V149H12ZM35 150V149H34ZM33 150L32 153H35ZM107 150V149H106ZM121 152L125 154L124 151ZM214 150V149H213ZM222 150V149H221ZM244 150V149H243ZM19 151V150H18ZM32 151V150H31ZM44 151V150H43ZM47 151V150H46ZM49 151V150H48ZM52 151H54L52 149ZM77 151V150H76ZM91 151V150H90ZM206 151V150H205ZM14 153V151H12ZM24 152V151H23ZM27 152V151H26ZM25 152V153H26ZM30 152V151H29ZM41 152V151H40ZM50 152V151H49ZM48 152V154H50ZM120 152V153H121ZM155 152V151H153ZM159 153V151H157ZM211 153L213 152L210 150V148L207 149V151L200 156L203 158V160L206 157V153ZM11 153V152H10ZM43 153V152H42ZM92 153V152H91ZM163 153V151H162ZM16 154V153H15ZM19 154V153H18ZM27 154V153H26ZM37 154V153H35ZM55 154V153H54ZM75 154V153H74ZM86 156H85V155ZM107 154V153H106ZM108 156L110 157V155ZM156 154V153H155ZM186 154V153H185ZM200 154V153H199ZM212 154V153H211ZM13 155V154H12ZM17 155V154H16ZM34 156V154H32ZM56 155V154H55ZM209 155V154H208ZM20 156V154H19ZM25 156V155H24ZM31 156V155H30ZM41 156V154H40ZM46 156V154H45ZM48 156V155H47ZM50 156V155H49ZM53 156V154H52ZM93 156V155H92ZM122 156V155H121ZM182 156V155H181ZM23 157V155H22ZM22 157L20 158L22 160ZM27 157V156H26ZM25 157V158H26ZM38 156L36 155V158ZM43 157V156H42ZM105 157V156H104ZM108 157V158H109ZM125 157V156H124ZM164 157V156H163ZM18 158V156H17ZM24 158V159H25ZM32 158V157H31ZM35 158V157H33ZM35 158V159H36ZM55 158V157H54ZM70 158V157H69ZM106 158V157H105ZM161 158V157H160ZM165 158V159H166ZM189 159L192 158V156L188 157ZM196 158V157H195ZM27 159V158H26ZM38 159V158H37ZM48 159V158H46ZM84 159V160H83ZM107 159V158H106ZM159 159V158H158ZM164 159V158H163ZM188 159V160H189ZM218 159V158H217ZM33 160V159H32ZM45 160V159H44ZM90 160V159H89ZM92 160V159H91ZM112 163H113V159ZM193 160V159H191ZM210 160V159H209ZM216 160V159H215ZM220 160V159H219ZM27 161H30L28 158ZM37 161V160H36ZM42 161V160H40ZM49 161V160H48ZM71 161V160H70ZM109 162V159L107 160ZM117 161V160H116ZM148 161V163L146 162ZM161 161V160H160ZM164 161V160H163ZM202 161V159H201ZM206 161V160H205ZM38 162V161H37ZM69 162V161H68ZM203 162V161H202ZM223 162V161H220ZM29 163V162H26ZM25 163V164H26ZM31 163V162H30ZM29 163V165H30ZM47 163V162H45ZM111 163V161H110ZM117 163V162H116ZM120 163V162H118ZM117 163V165H119ZM135 163V164H136ZM147 163V164H146ZM159 163V162H158ZM195 163V162H194ZM200 163V162H199ZM224 163V162H223ZM86 164V163H85ZM88 164V163H87ZM133 164V163H132ZM134 164V165H135ZM136 164V165H137ZM183 164V163H182ZM208 164V162H207ZM216 164V163H214ZM218 164V163H217ZM216 164V165H217ZM225 164V163H224ZM28 165V164H27ZM69 165V164H68ZM94 164H92L93 166ZM110 165V164H109ZM117 165L111 167L113 169L107 171L105 170L103 172V176L105 178L111 177V174L114 172L116 168L118 167ZM129 165V163H128ZM135 165V167H136ZM197 165V164H196ZM221 165V164H220ZM219 165V166H220ZM33 166V165H32ZM48 166V165H47ZM51 166V164H50ZM79 166V165H77ZM83 166V165H81ZM133 166V165H132ZM19 167V165H18ZM36 167V166H35ZM88 167V166H87ZM157 167V168H155ZM187 167V165H186ZM190 167V165L188 166ZM218 166H216L217 168ZM119 168V167H118ZM184 168V167H183ZM204 168V167H203ZM20 169V168H19ZM22 169V168H21ZM80 169H82L80 167ZM109 169V168H108ZM133 169V168H132ZM205 169V168H204ZM24 170V169H23ZM36 170V169H35ZM48 170V169H47ZM83 170V169H82ZM94 170V168H93ZM113 170V172H112ZM122 170V169H121ZM217 170V169H216ZM225 170V169H224ZM27 171V170H26ZM30 171V170H29ZM34 171V170H33ZM124 171V170H123ZM178 171L177 173L179 174L176 178H171L169 176L172 174V172ZM198 171V170H197ZM38 172V171H37ZM64 172V170H63ZM82 172V171H81ZM203 172V171H202ZM205 172V171H204ZM209 172V171H208ZM223 172V171H222ZM3 173V172H2ZM35 173V172H34ZM43 173V172H42ZM90 173V172H89ZM111 173V174H110ZM176 173V172H175ZM228 173V172H227ZM231 173V172H230ZM5 174V173H3ZM68 174V173H67ZM70 174V173H69ZM125 174V173H124ZM196 174V173H195ZM212 174V173H211ZM78 175V174H77ZM113 175V174H112ZM116 177H119L121 179L123 174H119L116 171ZM214 175V174H213ZM220 175V174H219ZM32 176V175H31ZM67 176V175H66ZM102 176V173H101ZM218 176V173H217ZM223 176V175H221ZM234 178V175H231ZM230 176V178H231ZM92 177V176H91ZM100 177V176H99ZM114 177V176H113ZM126 177V176H125ZM124 178L127 180V178ZM190 177V176H189ZM216 176H213V178ZM71 178V177H70ZM191 178V177H190ZM232 178V180H233ZM80 179V178H78ZM77 179V180H78ZM103 179V178H102ZM129 179V178H128ZM216 178H214L215 180ZM218 179V178H217ZM64 180V179H63ZM76 180V179H75ZM108 180V179H107ZM113 180V178H112ZM116 180V179H115ZM118 180V178H117ZM171 182V186L167 184V182ZM64 181H67L65 179ZM72 181V180H71ZM74 181V180H73ZM82 181V180H80ZM87 181V180H86ZM114 181V180H113ZM191 181V180H190ZM194 181V180H193ZM204 181V183H203ZM220 181V180H219ZM68 182V181H67ZM105 182V180H104ZM162 182L164 183L162 187ZM216 182H218L216 180ZM64 183V182H63ZM70 183V182H69ZM79 183V181H78ZM107 183V181H106ZM116 183V182H115ZM120 183V182H119ZM211 183V182H210ZM222 183V182H221ZM66 184V182H65ZM77 184V182H76ZM89 184V183H88ZM111 184V182H110ZM67 185V184H66ZM81 185V184H80ZM114 185V184H113ZM117 185V184H116ZM211 185V184H209ZM213 185V184H212ZM88 186V185H87ZM90 186V185H89ZM165 186V191L162 190L164 189ZM193 186V185H192ZM214 186V185H213ZM63 187V186H62ZM82 187V186H81ZM117 187V186H116ZM169 187V188H168ZM171 187V188H170ZM212 187V186H211ZM61 188V187H60ZM69 188V187H67ZM75 188V187H74ZM197 188V187H196ZM195 188V189H196ZM197 188V190H198ZM247 188V187H246ZM107 189V188H106ZM109 189V187H108ZM118 189V188H117ZM199 189V190H200ZM215 189V188H214ZM93 190V189H92ZM161 190L164 196L161 193ZM230 190V189H229ZM25 191V190H24ZM112 191V190H111ZM119 191V190H118ZM202 191V190H200ZM199 191V192H200ZM217 191V190H216ZM215 191V192H216ZM55 192V191H54ZM97 192V191H96ZM117 192V191H116ZM228 192V191H227ZM226 192V193H227ZM109 193V192H108ZM111 193V192H110ZM197 193V192H196ZM231 193V192H230ZM64 194V193H63ZM62 194V195H63ZM106 194V193H105ZM201 194V193H200ZM234 197V194L231 193ZM27 195V194H26ZM57 195V194H56ZM101 195V194H100ZM223 195V194H222ZM112 196V195H110ZM163 196V197H162ZM228 196V195H227ZM245 196V195H244ZM31 197V196H30ZM66 197V196H65ZM102 197V196H101ZM242 195L236 197L235 199L238 204H240V200L242 199ZM248 197V195H247ZM142 198V199H143ZM214 198V197H213ZM107 199V198H106ZM110 199V198H109ZM114 199V198H113ZM154 199V198H153ZM232 199V198H231ZM46 200V199H45ZM104 200V198H103ZM154 199V201H157ZM233 200V199H232ZM231 200V201H232ZM53 201V200H52ZM113 201V200H112ZM209 201V202H208ZM104 202V201H103ZM144 202V201H143ZM216 202V201H215ZM230 202V201H229ZM256 202V201H255ZM258 202V201H257ZM261 202V201H260ZM38 203V202H37ZM107 203V202H106ZM111 203V202H110ZM151 203V202H150ZM208 203V204H207ZM213 203V202H212ZM94 204V202H93ZM257 204V203H256ZM145 205V203H144ZM212 205V204H211ZM229 205V204H228ZM248 206V203H246ZM260 205V204H259ZM156 206V205H155ZM231 206V205H230ZM254 206V205H253ZM263 206V204H262ZM154 207V206H153ZM216 207V206H214ZM41 208V207H40ZM158 208V207H157ZM250 208V207H249ZM256 208V207H255ZM261 208V209H260ZM146 209V208H145ZM153 209V208H152ZM161 209V208H160ZM201 209V212L199 211ZM75 210V209H74ZM24 211V210H23ZM86 213V210H85ZM247 213V215H248ZM35 214V213H34ZM82 214V213H81ZM211 214H214L213 217L215 220H209L211 217ZM40 215V214H39ZM85 215V214H84ZM238 215V214H237ZM72 217V216H71ZM80 217V216H79ZM148 217V216H146ZM28 218V217H27ZM37 216L35 217V219ZM76 218V216H75ZM149 218V217H148ZM213 218V219H214ZM83 219V218H81ZM26 220V219H24ZM40 220V219H39ZM34 221V220H33ZM32 221V222H33ZM150 221V220H149ZM152 221V219H151ZM36 222V221H35ZM40 222V221H38ZM43 222V220L41 221ZM46 222V221H45ZM36 224V223H35ZM43 224V223H41ZM19 225V224H17ZM38 224H36L37 226ZM49 225V224H48ZM47 225V226H48ZM51 225V224H50ZM78 225V224H77ZM106 225V224H105ZM146 225V224H145ZM148 225V223H147ZM150 225V224H149ZM154 225V224H153ZM210 226L214 229V238L219 237L222 238L223 241L220 243V247L216 249H212L210 246L211 241L214 239L213 237H206L202 236L203 233H206V229ZM53 226V225H52ZM151 226V225H150ZM189 231L188 234H194V236H191L192 238L194 237L195 239H199V237H203V247L196 246L194 244V240L192 238H188L187 232L185 233L184 228ZM33 227V226H32ZM43 227V226H42ZM46 227V226H45ZM49 227V226H48ZM55 227V226H54ZM81 227V226H80ZM110 227V226H109ZM26 228V227H25ZM47 228V227H46ZM57 228V227H56ZM66 228V227H65ZM115 228V227H114ZM121 228V227H120ZM49 229V228H48ZM46 229V230H48ZM51 229V228H50ZM76 229V228H75ZM35 230V229H34ZM58 230V229H57ZM60 230V229H59ZM137 230V229H136ZM13 231V230H12ZM50 231V230H49ZM52 231V230H51ZM64 231V230H63ZM70 231V230H69ZM84 231V230H83ZM87 231V229H86ZM122 231V230H121ZM129 231V230H128ZM18 232V231H17ZM36 232V231H35ZM40 232V231H39ZM48 232V231H47ZM55 232V231H54ZM80 232V231H79ZM102 232V231H101ZM135 232V231H134ZM139 232V231H138ZM142 232V231H141ZM148 232V231H147ZM154 232V231H153ZM213 232V231H212ZM10 233V231H9ZM53 233V232H52ZM59 233V232H58ZM62 233V232H61ZM119 233V232H118ZM198 233V234H196ZM259 233H262L261 236H258ZM4 234V233H3ZM19 234V233H18ZM45 234V233H44ZM55 234V233H54ZM71 234V233H70ZM151 234V232H150ZM213 234V233H212ZM39 235V233H38ZM59 235V234H58ZM64 235V233H63ZM73 235V234H72ZM78 235V234H77ZM125 235V234H124ZM141 235V234H140ZM11 236V235H10ZM41 236V235H40ZM52 236V235H51ZM122 236V235H121ZM130 236V235H129ZM132 236V235H131ZM134 236V235H133ZM43 237V236H42ZM46 237V236H45ZM44 237V238H45ZM48 237V236H47ZM59 237V236H58ZM62 237V236H61ZM60 237V238H61ZM142 237V236H141ZM146 237V236H144ZM148 237V236H147ZM230 237V236H229ZM232 237V236H231ZM21 238V237H20ZM49 238V237H48ZM47 238V239H48ZM63 238V237H62ZM127 238V237H126ZM140 238V237H139ZM200 238V239H201ZM51 239V238H50ZM138 239V238H137ZM143 239V240H144ZM235 240V239H234ZM145 241V240H144ZM199 241V240H198ZM215 241V240H214ZM218 241V240H217ZM140 242V241H139ZM142 242V241H141ZM129 243V242H128ZM134 243V242H133ZM136 243V241H135ZM142 244V243H141ZM148 244V245H149ZM144 245V244H143ZM146 245V244H145ZM149 245V246H150ZM129 246V245H128ZM148 246V247H149ZM217 246V245H216ZM215 246V247H216ZM194 247L193 252L190 251V248ZM236 247V246H235ZM132 248V247H131ZM130 248V249H131ZM14 249V248H13ZM16 249V247H15ZM149 249V248H148ZM192 249V248H191ZM239 249V247H238ZM20 250V249H19ZM237 250V248H236ZM8 251V250H6ZM12 251V250H11ZM15 251V250H13ZM12 251V252H13ZM117 251V250H116ZM194 254V257L191 255H187V253ZM240 251V250H239ZM10 252V251H9ZM8 252V253H9ZM238 252V250H237ZM242 252V251H241ZM11 253V252H10ZM9 253V254H10ZM17 253V252H15ZM40 253V252H39ZM65 253V252H64ZM243 253V254H244ZM5 254V252H4ZM3 254V255H4ZM7 254V253H6ZM14 254V253H13ZM9 256V260H11L12 255ZM8 255V254H7ZM245 255V254H244ZM255 255V254H254ZM2 256V254L0 255ZM6 256V255H5ZM4 256V257H5ZM17 256V255H16ZM19 256V255H18ZM17 256V257H18ZM28 256V255H27ZM125 256V255H124ZM133 256V255H132ZM142 256V255H141ZM160 256V255H159ZM241 256V254H240ZM249 256V255H248ZM40 257V256H39ZM48 257V256H47ZM46 257V258H47ZM151 257V256H150ZM237 257V255H236ZM250 257V256H249ZM2 258V257H1ZM8 258V257H7ZM42 258V257H41ZM58 258V256H57ZM55 257V259H57ZM69 258V257H68ZM95 258V257H94ZM97 258V257H96ZM135 258V257H134ZM238 258V257H237ZM236 258V259H237ZM241 258V257H240ZM254 258V256H252ZM5 259V258H4ZM1 259V260H4ZM16 259V258H12ZM45 258H43L44 260ZM93 259V258H92ZM242 259V258H241ZM251 259V258H250ZM0 260V261H1ZM8 260V259H7ZM18 260V259H17ZM29 260V259H28ZM34 260V259H32ZM47 260V259H46ZM159 260V259H158ZM239 260V259H237ZM249 260V259H248ZM5 261V260H4ZM21 261V260H20ZM40 261V260H39ZM52 261V259H51ZM56 261V260H55ZM63 261V260H62ZM134 261V260H133ZM236 261V260H235ZM242 261V260H241ZM252 261H256L255 258ZM2 264L3 261H1ZM11 262V261H10ZM7 263V264H10ZM46 262V261H45ZM49 262V261H48ZM47 262V263H48ZM59 262V261H58ZM65 262V261H64ZM261 262V264H262ZM14 263V262H13ZM12 263V264H13ZM22 263V261H21ZM36 263V262H35ZM240 263V262H239ZM252 264V262H250ZM254 263V262H253ZM256 263V262H255ZM16 264V263H15ZM43 264V263H42ZM53 264V263H52ZM92 264V263H91ZM142 264V263H141ZM155 264V262H154ZM232 264H235L232 263ZM238 264V263H237ZM244 264V263H243Z\"/></svg>","mask_w":264,"mask_h":264}]
</instances>
